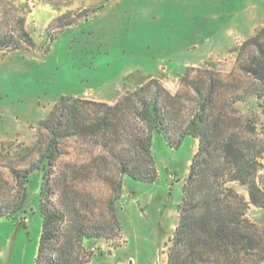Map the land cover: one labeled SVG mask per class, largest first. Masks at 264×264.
<instances>
[{
  "label": "rangeland",
  "instance_id": "1",
  "mask_svg": "<svg viewBox=\"0 0 264 264\" xmlns=\"http://www.w3.org/2000/svg\"><path fill=\"white\" fill-rule=\"evenodd\" d=\"M142 83L145 97H159L170 143L127 103L110 109ZM63 96L71 99L56 110ZM204 108L215 147L207 168L223 167L231 135L264 173V0H100L92 8L85 0H0V206L10 213L29 193L24 210L0 218V264H35L38 167L54 111L48 182L64 214L56 257L167 264L184 186L199 194L210 187L202 174L189 183L200 139L183 136ZM147 136L150 151L138 140ZM219 183L248 201V236L257 238L246 257L264 264V210L250 203L247 185L223 175Z\"/></svg>",
  "mask_w": 264,
  "mask_h": 264
},
{
  "label": "trees",
  "instance_id": "2",
  "mask_svg": "<svg viewBox=\"0 0 264 264\" xmlns=\"http://www.w3.org/2000/svg\"><path fill=\"white\" fill-rule=\"evenodd\" d=\"M132 77L133 75H129L126 80H131ZM134 90L110 109L119 111L120 107L127 103L138 119L144 122L152 132L163 134L170 143L169 127L159 97H145L142 93L145 90L144 83ZM70 99V97H61L56 110L62 105L65 106V102ZM56 112H53L50 119V128L54 137L38 167L44 171L40 204L43 223L35 264H68L55 255L60 242V224L64 214L52 204L48 182L57 144ZM109 116L110 114L103 119L105 125L110 124ZM71 118L74 120L77 118L76 109L71 111ZM207 126V114L204 108L189 121L183 132V136L192 135L200 139L199 150L193 158L188 181L192 183L197 174H202V178L209 182L210 187L205 193L199 194V187L193 184L184 186V195L179 205L180 221L174 233L167 264H248L246 257L248 242L252 245L256 243L254 240L257 238L255 232L253 236H250L251 234L248 236V219L246 218L248 201L232 187L221 188L223 185L219 183V177L223 175L230 181L247 185L250 203L264 210V173H261L263 165L257 163L256 159L248 154V145L243 146L235 137L229 135L222 143L225 152L223 167L207 168L212 166V149L215 148L214 142L209 139ZM138 140L145 150L150 151L151 136ZM121 170L123 173L128 172L127 167H122ZM128 174L134 179L141 180L134 172H128ZM45 197L47 202L44 201ZM28 198L29 193L26 190L18 206L10 213H7L5 207L0 206V218H12L13 213L24 210Z\"/></svg>",
  "mask_w": 264,
  "mask_h": 264
},
{
  "label": "crops",
  "instance_id": "3",
  "mask_svg": "<svg viewBox=\"0 0 264 264\" xmlns=\"http://www.w3.org/2000/svg\"><path fill=\"white\" fill-rule=\"evenodd\" d=\"M87 2V5H89L90 8H92V5L93 4H97L98 2H100V0H85ZM39 6L36 7V9H38ZM41 13H45V12H48L47 10L45 11H40ZM50 14V13H48Z\"/></svg>",
  "mask_w": 264,
  "mask_h": 264
}]
</instances>
